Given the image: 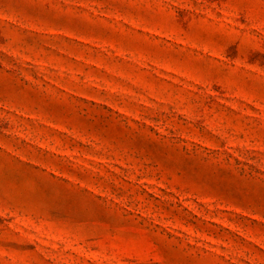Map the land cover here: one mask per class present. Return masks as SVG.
Segmentation results:
<instances>
[{
    "label": "rangeland",
    "instance_id": "374dc122",
    "mask_svg": "<svg viewBox=\"0 0 264 264\" xmlns=\"http://www.w3.org/2000/svg\"><path fill=\"white\" fill-rule=\"evenodd\" d=\"M0 264H264V0H0Z\"/></svg>",
    "mask_w": 264,
    "mask_h": 264
},
{
    "label": "crops",
    "instance_id": "0c3cea01",
    "mask_svg": "<svg viewBox=\"0 0 264 264\" xmlns=\"http://www.w3.org/2000/svg\"><path fill=\"white\" fill-rule=\"evenodd\" d=\"M15 131H12L10 129H6L4 127H0V152L4 149H10V147L7 145V143L3 139V135H7L10 133H14Z\"/></svg>",
    "mask_w": 264,
    "mask_h": 264
}]
</instances>
